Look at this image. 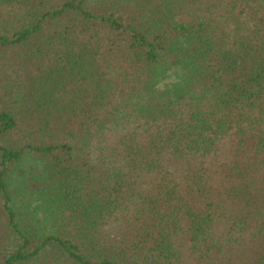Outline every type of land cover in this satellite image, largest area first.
<instances>
[{
    "label": "trees",
    "instance_id": "16d2710c",
    "mask_svg": "<svg viewBox=\"0 0 264 264\" xmlns=\"http://www.w3.org/2000/svg\"><path fill=\"white\" fill-rule=\"evenodd\" d=\"M0 264H264V0H0Z\"/></svg>",
    "mask_w": 264,
    "mask_h": 264
}]
</instances>
